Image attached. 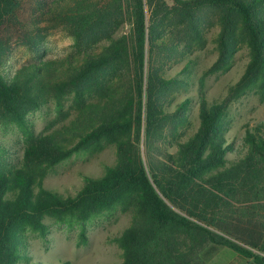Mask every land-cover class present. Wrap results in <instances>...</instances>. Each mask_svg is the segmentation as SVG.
<instances>
[{"label":"trees","instance_id":"trees-1","mask_svg":"<svg viewBox=\"0 0 264 264\" xmlns=\"http://www.w3.org/2000/svg\"><path fill=\"white\" fill-rule=\"evenodd\" d=\"M25 4L0 0V121L16 123L29 139L21 163L0 171V264L23 258L41 264L29 260L25 237L44 236L46 217L84 225L118 208L131 219L113 238L122 251L117 264H201L210 245L235 252L225 264H264V119L245 129L243 150L234 160L227 158L235 149L225 137L231 98L253 90L264 101V0ZM204 7L216 9L219 20L218 55L210 71L227 69L241 43L249 58L228 96L213 102L201 97L196 128L178 137L174 151L163 150L155 139L186 121L191 99L172 106L162 98L172 80L154 63L155 51L166 45L159 26L175 17L198 34ZM42 20L61 23L81 53L66 79L78 109L70 135H33L25 118L51 84L50 61L24 64L12 74L3 67L15 45L35 46L43 37ZM111 69V80L127 78L122 90L101 77ZM91 88L101 98L88 102ZM102 140L115 146L114 161L105 163L102 174L85 175L75 192L66 194L44 184L56 164ZM79 236L85 240L84 226Z\"/></svg>","mask_w":264,"mask_h":264},{"label":"rangeland","instance_id":"rangeland-1","mask_svg":"<svg viewBox=\"0 0 264 264\" xmlns=\"http://www.w3.org/2000/svg\"><path fill=\"white\" fill-rule=\"evenodd\" d=\"M26 0H24L25 4ZM26 5V4H25ZM47 31L35 46L17 44L4 59L3 67L12 74L24 64L51 63V84L44 92L38 106H30L25 118L31 125L33 135L49 132L70 135L71 128L76 127L77 106L73 93L66 84L70 68L78 64L81 53L76 45L70 54L65 55V46L71 41L61 23L42 20L38 24ZM129 28L124 23V30ZM198 34L191 31L185 22L175 17L164 19L159 26L165 44L154 53L155 66L164 76L172 80L171 86L162 98L171 102L182 101L188 96L191 99L186 121L177 127H167L162 136L155 139V144L163 150L174 151L176 140L188 134L198 125V108L201 97L213 102L228 96L230 87L241 76L248 61V50L239 44L227 69L223 67L210 71L216 60L218 51L216 37L219 30L218 11L211 7L200 10L198 18ZM44 32V31H43ZM47 41V50L44 47ZM48 52V55H46ZM148 52L146 54V57ZM113 69L102 74L104 81L116 82L117 86L126 87L127 78L111 80ZM116 80V81H115ZM88 102L101 98L96 88L86 92ZM264 119V101H261L253 90H247L239 96L231 98L228 103L225 124V137L233 143L235 151L229 152L227 158L234 160L236 151L243 150V136L247 127ZM29 139L26 134L11 121H0V171L17 166L22 161L23 151ZM115 146L102 140L95 147L85 152L73 153L56 164L44 178V184L62 194L75 192L84 182L85 175H100L105 163H112L115 158ZM130 212L120 209L105 212L92 217L84 225H67L46 217L48 231L44 236L36 232H28L25 247L29 260H38L41 264H57L67 259L70 264H117L122 260L121 249L113 241L121 230L129 223ZM85 229V240L79 234ZM208 254L201 264H224L230 261L235 252L228 247L210 245ZM17 264H26L21 259Z\"/></svg>","mask_w":264,"mask_h":264},{"label":"clouds","instance_id":"clouds-1","mask_svg":"<svg viewBox=\"0 0 264 264\" xmlns=\"http://www.w3.org/2000/svg\"><path fill=\"white\" fill-rule=\"evenodd\" d=\"M66 39L70 40L71 43L65 46V48H66L65 55L70 54L71 49L74 48V46H75V38H74V37H72V36L69 34V35L66 36ZM44 47H45V49L47 50V41L45 42ZM46 55H48V52H47Z\"/></svg>","mask_w":264,"mask_h":264},{"label":"crops","instance_id":"crops-1","mask_svg":"<svg viewBox=\"0 0 264 264\" xmlns=\"http://www.w3.org/2000/svg\"><path fill=\"white\" fill-rule=\"evenodd\" d=\"M227 263V262H226ZM225 264V263H224Z\"/></svg>","mask_w":264,"mask_h":264}]
</instances>
